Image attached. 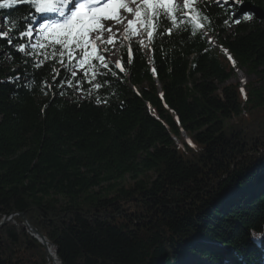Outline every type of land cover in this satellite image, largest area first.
Here are the masks:
<instances>
[{"label": "trees", "instance_id": "1", "mask_svg": "<svg viewBox=\"0 0 264 264\" xmlns=\"http://www.w3.org/2000/svg\"><path fill=\"white\" fill-rule=\"evenodd\" d=\"M238 5H198L212 36L190 25L168 35L162 20L148 56L131 40V64L130 42L118 44L126 71L109 61L91 94L82 71L71 77L54 59L36 67L42 55L17 50L32 51L19 36L34 23L21 20L27 5L0 9L15 42L0 38V223L12 216L0 264H50L24 222L61 264L264 261V16L254 11L264 0ZM221 48L260 84L243 94L228 84L235 66ZM70 78L74 87L61 84Z\"/></svg>", "mask_w": 264, "mask_h": 264}, {"label": "snow or ice", "instance_id": "2", "mask_svg": "<svg viewBox=\"0 0 264 264\" xmlns=\"http://www.w3.org/2000/svg\"><path fill=\"white\" fill-rule=\"evenodd\" d=\"M231 2L238 5L242 0ZM21 3L27 5L29 9L28 16L21 17V20H35L37 18L35 14H40L38 28L34 29L31 24L21 25L25 30L19 31L20 37H32L33 32H36V42L30 45L32 51H28L24 43H15L9 31L0 29V38H6L9 44L15 43L17 50L26 56H32L34 53L42 55L43 60H40L36 67L43 66L49 59H54L59 62L61 68L70 72L71 77L77 76V70L82 71L84 78L91 84L89 94L103 86L96 78L98 75H105L100 71L101 68H109L105 54L109 51L107 45L114 44L116 31H119L118 29L114 31L116 25L126 21L122 35L124 40L130 42L127 62L131 64L132 38L141 37L146 32L147 39L151 42L155 35L164 34L158 32L162 20L167 19L171 22V27L165 29L168 35L181 25H190L195 35L199 31L210 29L211 24V18L198 7L204 0H183L182 4L178 0H0V9L11 8ZM225 3L228 4L229 0H225ZM124 13L131 14L133 18L127 19ZM243 19L250 20L252 16L245 14ZM233 22L239 24L241 21L236 19ZM224 23L227 24L228 20L226 19ZM137 42L144 44L142 39H138ZM48 49L51 51H47ZM224 51L227 54V50ZM228 59L235 66L231 55H228ZM115 67L121 72L126 71L120 60L115 61ZM53 72L58 70L54 68ZM112 75L116 76V73L112 72ZM63 83H67L70 88L74 87L71 78L61 81V84ZM104 83H107V80ZM79 84L80 80L77 79L75 85ZM45 87L51 88L52 85L46 84ZM75 90L83 91L79 87ZM241 92L243 94L244 89H241ZM97 102H100L99 97ZM187 142L191 145L190 140Z\"/></svg>", "mask_w": 264, "mask_h": 264}, {"label": "rangeland", "instance_id": "3", "mask_svg": "<svg viewBox=\"0 0 264 264\" xmlns=\"http://www.w3.org/2000/svg\"><path fill=\"white\" fill-rule=\"evenodd\" d=\"M215 1H224V0H215ZM229 1H231V0H229ZM178 2L180 4H182L183 3V0H178ZM132 6L135 7V5H132ZM124 15H126L127 19H132L133 18V16L131 14L124 13ZM2 29L5 30V31H7L6 28H3L2 27ZM123 29H124V27H121L120 28V26H119V31L116 32V38L114 40V44L109 45L110 46V51L106 54V57H107L108 61H110V62H112L114 64H115V61L118 60V47H117L118 44L119 43L124 44V43H126L128 41V40H124V38H123V35H122ZM105 35H107V34H105ZM35 37L36 36L27 37V39L29 40V43L30 44L36 42ZM133 39H135V40L142 39L144 41L145 40V33L143 34V36H141V37H133ZM144 53L147 56L149 55V49L147 47L144 48ZM4 55H6V54L4 53ZM79 71L80 70H77V73ZM254 80H255V76L249 75L248 73L246 74V72H244V70H241L235 76H233V78H231L227 83L228 84H237L238 87H239V83H243L242 84V88H239V89L240 90L241 89H244V91H247V90H249L250 85L258 86L260 84V83L255 82ZM77 95H79V94H77ZM181 137H182V140H184V141H186L187 138H188V136L185 135V134H181ZM175 140H176L177 147L182 146L179 140H177V139H175ZM127 180H129V178H128V176H125L124 181H127ZM25 223L26 222H24L23 224L25 225ZM48 249H49V251L47 250V252H48V254H49L50 258H51L50 259V264H54V258L52 256V252H53V250L55 248L49 247ZM199 259H201V257L196 253L195 255H193V257L190 260L193 261V262H195V261H197Z\"/></svg>", "mask_w": 264, "mask_h": 264}, {"label": "water", "instance_id": "4", "mask_svg": "<svg viewBox=\"0 0 264 264\" xmlns=\"http://www.w3.org/2000/svg\"><path fill=\"white\" fill-rule=\"evenodd\" d=\"M244 9L245 10H248V9H251V8L249 6H244ZM254 11L258 14L259 17H263L264 16V13L263 12H260V11H258L256 9H254ZM188 141H189V139H188ZM10 219H11V215L10 216H5L2 219L1 223H0V227L2 225H4L6 222H8ZM25 226L31 232L32 236L35 237L48 250V246H47L48 241L46 240V238L42 234H40L35 228L31 227L28 224V222L25 223ZM54 252H55V259H57V257H56V254H57L56 249H54ZM57 261L59 262V264H61L58 259H57Z\"/></svg>", "mask_w": 264, "mask_h": 264}, {"label": "bare ground", "instance_id": "5", "mask_svg": "<svg viewBox=\"0 0 264 264\" xmlns=\"http://www.w3.org/2000/svg\"><path fill=\"white\" fill-rule=\"evenodd\" d=\"M108 23H111V22H108ZM119 26H120V28H121V27H125V26H126V22H124V23H122V24H118V25H116V28L114 29V31H116V29L119 30ZM116 32H117V31H116ZM207 36H208V35H207ZM208 38L210 39V37H208ZM214 45H215V44H214ZM221 52H223V53L226 55V57L228 58V55H229V54H226L223 48H221ZM232 69H233L235 75L239 72V70L236 69V66L233 67ZM242 84H243V83H239V88H242ZM244 87H245V86H244ZM187 139H188V138H187ZM186 141H187V140H186ZM186 141H185V142H186ZM47 246H48V244H47ZM48 251H49V249H48ZM52 256H53V258H54V264H59V262L57 261V259H55V252H54V250H53V252H52Z\"/></svg>", "mask_w": 264, "mask_h": 264}]
</instances>
